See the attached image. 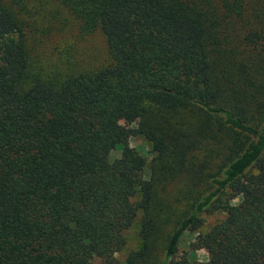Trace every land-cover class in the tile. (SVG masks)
<instances>
[{
  "label": "trees",
  "instance_id": "obj_1",
  "mask_svg": "<svg viewBox=\"0 0 264 264\" xmlns=\"http://www.w3.org/2000/svg\"><path fill=\"white\" fill-rule=\"evenodd\" d=\"M27 1L0 0V264H110L137 211L126 264H190L177 244L214 211L192 263L264 264V0H52L107 52L59 78L30 72ZM179 110L193 122L177 124ZM136 134L153 152L147 180ZM186 177L194 194L163 226L159 188Z\"/></svg>",
  "mask_w": 264,
  "mask_h": 264
},
{
  "label": "rangeland",
  "instance_id": "obj_2",
  "mask_svg": "<svg viewBox=\"0 0 264 264\" xmlns=\"http://www.w3.org/2000/svg\"><path fill=\"white\" fill-rule=\"evenodd\" d=\"M23 19L24 30L27 37V48L31 57L30 72L42 78H59L68 73L95 69L107 62V52L102 34L95 30L88 34L81 35L78 26L71 14L60 4L52 0H28L24 3V9L20 11ZM174 121L182 126L193 122V112L179 110L174 114ZM118 122L122 127L134 126L133 122H127L118 116ZM211 139L205 138L196 142L195 150L191 151V161L200 159L204 150L207 148ZM128 144L144 158V165L141 172L142 178L147 180L149 177L150 164L153 152L150 151V143L143 135L136 134L129 137ZM202 147V148H201ZM230 148L229 139L226 137V154ZM119 156V149L113 148L108 151L106 158L111 160ZM209 154V158H210ZM213 163L210 160L208 169ZM193 179V178H192ZM192 180L186 177L178 178L169 182L165 188H159L160 200L155 207L153 214L165 226L163 220L171 217L177 208L183 205L190 196L194 194ZM199 189L204 183H197ZM138 193L131 197L136 199ZM174 201L172 202V199ZM166 203L170 210L163 209ZM158 207V208H157ZM182 211V210H181ZM219 211L201 213L202 223L195 230L183 232L173 258L178 260L186 257L190 264L192 262L203 261L206 258L205 250L194 248L191 244L196 233L206 231L215 221L222 217ZM141 212L137 211L131 225L124 230V245L112 255L110 264H126V253L137 246V229ZM87 264H109L98 257H93Z\"/></svg>",
  "mask_w": 264,
  "mask_h": 264
}]
</instances>
